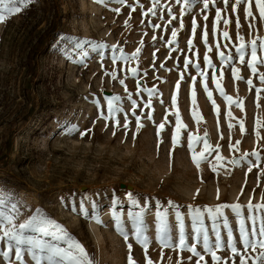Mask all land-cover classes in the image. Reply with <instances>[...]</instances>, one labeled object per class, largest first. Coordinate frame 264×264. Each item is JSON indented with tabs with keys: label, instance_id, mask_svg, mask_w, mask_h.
Instances as JSON below:
<instances>
[{
	"label": "rangeland",
	"instance_id": "374dc122",
	"mask_svg": "<svg viewBox=\"0 0 264 264\" xmlns=\"http://www.w3.org/2000/svg\"><path fill=\"white\" fill-rule=\"evenodd\" d=\"M233 2L230 0L227 10L222 11V16L232 21L227 28L229 41L220 35L225 30L223 21L216 35L212 31L215 6L223 10L222 2L207 13H202V4H197L183 17L181 4L176 0H159L155 16L144 15L152 6V0H126L124 5L117 0H31L22 7L16 4L21 11L0 22V189L14 196L12 203L17 204V211L8 214L13 216L17 227L37 215L46 218L79 242L93 264H129V256L133 264H147L148 260L154 264H178L181 255L184 264H196V258L189 262V252L181 254L159 244L158 204L162 209L168 208V201L179 206L184 213L187 242L192 244L188 205L203 208L236 202L246 206L249 200L254 204L264 203V159L260 169L254 167L251 172L247 171L246 162L235 168L229 163L234 156L253 150L260 151L264 158V91L259 94L256 91L257 88L264 90V84L260 83L258 75L252 74L247 63L241 65L236 57L235 46L239 41L236 14L230 6ZM165 6L171 7L177 17L171 24ZM116 8L120 9L119 13L113 11ZM252 11L256 19L253 21L255 30L250 33L243 5L239 9V34L244 36L245 43L257 36L264 38V21L259 19L255 6ZM204 14L208 15L207 22ZM193 18L197 23L195 34ZM205 23L208 46L212 49L208 55L216 65L217 80L225 94L233 98L231 104L212 81L213 69H205L207 49L202 39ZM157 24L159 28L153 27ZM173 29L177 37L169 43ZM189 39L193 41L191 47ZM76 43L82 47L76 48ZM217 43L226 55L232 52L231 64H220ZM97 44L107 45L102 50L103 59L92 51ZM113 45L117 52L123 49L128 56L137 48L141 51L127 64L118 60L114 65ZM81 51L89 52L83 63L79 60ZM185 58L198 62L201 69L207 71L212 100L204 90L203 78L191 64L184 69ZM133 67L137 68L136 76L128 71ZM232 67L239 70L240 79L233 77ZM114 70L115 79L110 75ZM259 72H264V66H258ZM193 76L196 77L194 83ZM121 79L125 80L124 85L119 83ZM248 79L253 81L251 87ZM137 82L141 90H154L151 108L144 107L148 95L145 91L137 94ZM126 88L138 101L135 111L141 117L139 128L126 98ZM173 95L177 97L175 106ZM106 96L122 97L124 112L130 121L127 131L123 128L124 113L117 114L119 127H114V121L101 117V111L107 114ZM95 99L100 100V109ZM235 101H240L243 109ZM193 108L201 117L199 123L192 116ZM229 111L231 118L227 115ZM149 113L151 119H148ZM177 113L184 127L174 147L172 136L176 131ZM241 120L244 132L240 130ZM229 123L233 125L231 128ZM160 124H164L163 129ZM189 133L204 137L213 149L219 144L218 154L223 160L218 163L217 152L213 151L197 166L188 148ZM237 140L240 141L239 151H233L229 143ZM195 150L197 153L203 150V140L195 144ZM250 159L255 161V157ZM214 164L217 165L215 171ZM127 193L138 201L132 211L145 212L146 235L150 240L147 250L132 234L127 216L131 201ZM113 194L119 198L120 206H113ZM81 197H87L84 201L87 214L80 211ZM225 212L237 237V247L242 250L233 213L230 209ZM114 213H122L128 240L121 234ZM168 220L173 239L177 240L176 220L171 209ZM206 223H210L207 218ZM217 223L222 226L221 234L226 240L223 218ZM2 227L0 225V236ZM61 246L67 247V243L62 241ZM7 250L6 242L0 241V252ZM198 250L202 248L198 246ZM218 255L222 258L221 264L225 260L231 264L229 250H221ZM23 259L35 264L27 254ZM206 262L213 264L210 255L206 256ZM0 264L19 262L13 252L10 261L0 255ZM235 264H239V257L235 258Z\"/></svg>",
	"mask_w": 264,
	"mask_h": 264
},
{
	"label": "snow or ice",
	"instance_id": "6c2138e0",
	"mask_svg": "<svg viewBox=\"0 0 264 264\" xmlns=\"http://www.w3.org/2000/svg\"><path fill=\"white\" fill-rule=\"evenodd\" d=\"M222 2L224 4V9L222 10L220 7L215 6L216 4ZM19 3L21 7L23 5L31 3V0H0V22L5 21L6 16H11L21 11V7H17L16 4ZM117 3L124 5L126 0H117ZM177 4H181V17L185 14L186 11H191L197 4H202V13H207L212 7L215 6V18L213 21V34L216 35L218 33V26L223 21L225 25V30L220 33L223 36L225 41L230 40V32L227 30L228 26L231 24L230 17H223L222 11H226L229 7L230 0H176ZM243 5L245 18L249 21V31L250 33L255 30V24L253 21L256 17L253 14V6L258 12V17L261 21H264V0H234L231 3V10L233 14H236V27L238 30L237 40L239 41V45L235 46V54L238 57V61L241 65L247 63V67L251 70L253 75L259 76L260 83L264 84V72L258 73V66H264V38L257 36L254 39H251L248 43H245V38L243 35L239 34V29L241 28L240 20H239V9L240 6ZM130 8L132 5H128ZM157 7H160L159 0H152V6L148 8L147 12L144 15H148L151 13L155 16ZM167 7V6H165ZM135 11V8L132 9ZM113 11L119 13L120 9L116 8ZM173 10L171 7H167V13L171 17L168 21L171 24L172 20L177 19L176 16L172 14ZM203 19L205 22L208 20V15L204 14ZM126 24L128 21L125 22ZM155 28H159L160 25H153ZM183 27V22L181 20V28ZM197 28V23L195 18L192 21V30L193 34H195ZM172 43L175 41L177 37V31L175 29L171 32ZM156 38L153 37V40ZM202 39L205 44L207 51L204 55V65L205 69L211 68L213 69L212 73V81L216 84L217 89L220 92V95L224 97V99L229 103H233V98L231 96H227L224 92V89L221 87V84L217 80L216 76V65L213 64L210 59L208 52H211V47L208 46V31L207 24L205 23L204 31L202 33ZM189 46L191 47L193 44L192 39L188 41ZM76 48H81L82 46L79 43H76ZM107 45L97 44L92 48V51L98 52L101 59L104 57V52L102 51L106 48ZM221 45L219 43L216 44L217 55L219 57L220 64L222 66L231 64L234 60L233 54L231 51L226 55L224 51H220ZM224 47H228L226 43ZM141 49L137 48L136 52L132 54V56H128L124 54L123 49H120L117 52V47L115 45L112 46V62L115 65L118 60L124 61L127 64L130 60L136 59L137 55ZM89 56L88 51H81L79 54V60L81 63L84 62V59ZM246 56L248 59L246 61ZM196 70L197 74L203 78V86L204 90L207 93V97L209 100H212V93L208 90V74L206 70L201 69V66L198 62H192L188 58L184 60V69L187 70L189 65ZM132 76H136L137 68H130ZM239 70L235 67H232V75L236 79H240L237 76V72ZM113 79L116 78V71L110 73ZM146 75V73H145ZM222 75V72H221ZM181 79H183V72L180 74ZM193 83L196 81V77H191ZM121 85L125 84V80L121 79L119 81ZM247 84L249 87L253 85L252 79L247 80ZM177 89L179 88V84L176 85ZM138 95L140 91L147 92L148 101L144 105L146 108H151L152 106V96L154 94V90L151 88L140 89L139 82H137ZM127 92V88L125 89ZM257 94L262 89H256ZM192 103L196 104L195 99V91L193 89L192 93ZM127 100L130 101L132 105V115L135 116L137 127H141V117L136 115V108L138 107V101L133 99L132 93L127 92ZM107 106V114L105 115L103 111H101L100 115L103 119L114 121V127H119L120 122L117 119L118 113H124V124L123 128L125 131L128 130L130 121L128 120V114L124 112L122 97L120 96H106L104 97ZM94 103L98 109H100L101 102L99 99H95ZM177 103V97L173 95L172 104L175 106ZM238 107L243 109V105L240 101H235ZM213 106L216 108L217 113L219 112L218 107L215 105V101H213ZM228 117H232L231 111L227 113ZM192 116L196 120L197 123L200 122V115L193 108ZM152 118V114H148V119ZM233 125L229 123V128ZM257 128L260 127L259 121H257ZM159 127L161 129L164 128V124H160ZM184 127L180 122L179 113L176 115V131L172 136V144L175 147L180 139V130ZM240 130L244 132V122L240 121ZM86 134V133H82ZM115 134V133H114ZM207 136V133H205ZM257 138L259 139V132L256 133ZM203 140V150L199 153L195 150V144ZM240 141L237 140L235 143H229V148L233 151H239ZM188 148L192 152V159L194 163L199 166L202 160H207L208 155H211L213 151L217 152L215 157L216 161L219 163L223 160V157L220 156L219 149L220 145L217 144L215 149L212 148L211 144L204 137L195 136L192 133L188 135ZM207 154V155H206ZM251 157H255V161L250 159ZM264 159L261 157L260 151L253 150L251 152L241 153L238 157H233L229 163L235 168L242 165V163L247 164V171L251 172L254 167L260 169V162ZM217 165H213V171H215ZM264 171V170H262ZM128 199L131 201L129 206L127 216L132 225V234L134 235L137 242H139L145 250H147L150 240L146 235V219L145 212L143 210L134 212L132 211V207L138 205V201L133 198L131 193L126 194ZM14 199L13 194L8 192L7 190L0 189V225H3L2 232L3 235L0 236V241H4L7 244V251L0 252V255L6 261H10L11 256L14 252L15 259L19 262V264H28L26 260L23 259L24 255L27 254L31 257L32 260L35 261V264H93L92 260L88 259V254L85 249L81 246V244L71 237H69L59 225L53 224L51 221L43 218L39 215L32 217L27 223H20L18 227L13 221V216L9 215V211L15 212L17 211V204L12 203ZM87 197H81V213L87 214V210L84 207V201ZM92 207L95 210L96 204L95 202H91ZM113 206H120L119 198L113 194L112 197ZM10 205V208H9ZM188 218L190 221L191 229H192V240L193 243L189 244L188 241V233L186 231L185 226V218L184 213L180 211L178 205H176L172 201H168V208H161V206L157 205L156 218L158 221L157 226V240L162 248L167 247L174 250H178L181 254L184 251L189 252L191 255L189 256V262H191L192 258H196V264H207L206 256L211 257L213 264H221L222 258L218 255V252L221 250H229L231 253V264H235V258L239 257V264H264V203H252L249 200L248 204L241 205L239 202L228 204H217L213 206H204L196 207L193 205H188ZM169 209H171L172 214H174L176 220V229H177V240L173 239L172 235V226L169 223ZM226 209H230L233 213V217L236 220L237 228L236 232H238L239 243L242 245L241 248L237 247V237L234 235L232 227L228 224V219L226 216ZM245 209L247 210V216H245ZM121 214H115L114 218L117 221L119 230L121 234L124 236L125 240L129 239V234L124 229V222L121 219ZM207 221L210 223H206ZM223 218L224 224L223 227L226 230L227 238L222 236L221 234V225L217 223L218 219ZM6 222V223H5ZM42 237H47L48 239H44ZM67 243V247H62L61 242ZM198 246L202 248L198 250ZM129 250L131 251L132 245H128ZM256 253L254 256L249 255L248 253ZM129 264H133L131 256H129ZM147 264H154L153 261L148 260ZM178 264H184L182 255L178 258ZM223 264H228V261H223Z\"/></svg>",
	"mask_w": 264,
	"mask_h": 264
}]
</instances>
